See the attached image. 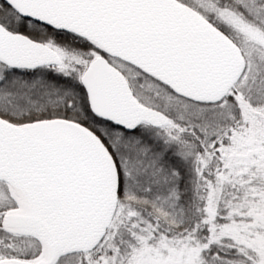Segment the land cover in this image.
I'll use <instances>...</instances> for the list:
<instances>
[{
    "label": "snow or ice",
    "instance_id": "snow-or-ice-1",
    "mask_svg": "<svg viewBox=\"0 0 264 264\" xmlns=\"http://www.w3.org/2000/svg\"><path fill=\"white\" fill-rule=\"evenodd\" d=\"M0 264H264V0H0Z\"/></svg>",
    "mask_w": 264,
    "mask_h": 264
}]
</instances>
